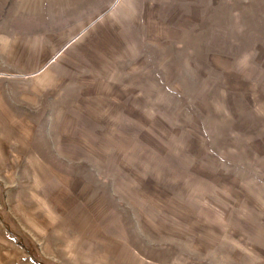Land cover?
Segmentation results:
<instances>
[{"label":"rangeland","instance_id":"374dc122","mask_svg":"<svg viewBox=\"0 0 264 264\" xmlns=\"http://www.w3.org/2000/svg\"><path fill=\"white\" fill-rule=\"evenodd\" d=\"M0 264H264V0H0Z\"/></svg>","mask_w":264,"mask_h":264}]
</instances>
